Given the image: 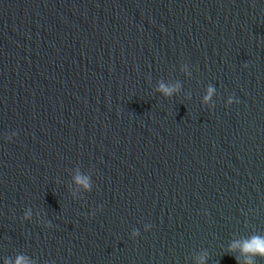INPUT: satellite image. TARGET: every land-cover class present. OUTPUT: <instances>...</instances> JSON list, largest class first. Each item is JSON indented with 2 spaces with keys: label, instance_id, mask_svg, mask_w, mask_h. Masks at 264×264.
Segmentation results:
<instances>
[{
  "label": "water",
  "instance_id": "water-1",
  "mask_svg": "<svg viewBox=\"0 0 264 264\" xmlns=\"http://www.w3.org/2000/svg\"><path fill=\"white\" fill-rule=\"evenodd\" d=\"M252 235L264 0H0V260L237 264Z\"/></svg>",
  "mask_w": 264,
  "mask_h": 264
},
{
  "label": "clouds",
  "instance_id": "clouds-1",
  "mask_svg": "<svg viewBox=\"0 0 264 264\" xmlns=\"http://www.w3.org/2000/svg\"><path fill=\"white\" fill-rule=\"evenodd\" d=\"M179 88V85H173V86H165L164 84H160L159 91L164 93V95H171L173 92L177 91ZM214 93V89L212 87H208L206 90V95L204 96V101L208 102L211 98V96ZM233 102L232 98L229 97L228 103L231 104ZM75 182L85 189H88L90 187L88 178L82 175H77L75 178ZM31 214L29 212L25 213V219H27ZM46 226H47V222ZM150 227V225L145 226V230H147ZM138 235V231H133L132 236ZM239 251L240 256L243 257V260L241 261L240 257H234L237 264H255V258L260 257L264 258V236L260 235H252L250 237H247L242 240L233 241L229 245V251ZM0 264H36V261L32 258H30L27 255H17L14 258H4L0 260ZM201 264H203V261H201Z\"/></svg>",
  "mask_w": 264,
  "mask_h": 264
}]
</instances>
